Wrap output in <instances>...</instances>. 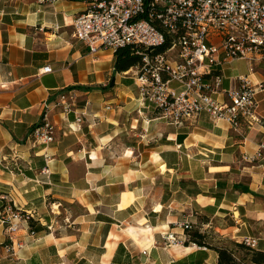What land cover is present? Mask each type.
Segmentation results:
<instances>
[{
    "label": "crops",
    "instance_id": "0c3cea01",
    "mask_svg": "<svg viewBox=\"0 0 264 264\" xmlns=\"http://www.w3.org/2000/svg\"><path fill=\"white\" fill-rule=\"evenodd\" d=\"M93 2L0 0V264H216L213 250L185 245V223L214 244L264 249V161L249 160L264 138V56L217 68L223 90L240 78L256 88L252 126L207 112L175 126L142 99L135 68L117 73L114 51L73 36ZM69 90L86 120L51 112L55 141L34 146L44 103ZM9 206L34 218L9 232Z\"/></svg>",
    "mask_w": 264,
    "mask_h": 264
},
{
    "label": "built area",
    "instance_id": "2783aa9c",
    "mask_svg": "<svg viewBox=\"0 0 264 264\" xmlns=\"http://www.w3.org/2000/svg\"><path fill=\"white\" fill-rule=\"evenodd\" d=\"M73 27V36L86 44L90 53L132 46L142 56V63L134 67L140 95L169 124L180 126L202 112L214 122L227 121L233 129L244 122L252 126L258 120L256 88L248 78H240L239 87L223 90L217 68L230 60L254 62L257 55L264 56V0H94L76 15ZM43 71L52 69L48 66ZM173 82L183 88L180 93L170 88ZM221 93L226 100L215 98ZM77 98L69 90L44 103L41 122L28 138L34 146L55 141L51 112L74 114L79 124L86 120L87 113L77 109ZM249 160L264 161V138ZM33 218V213L23 216L9 206L1 222L9 232H15L16 219ZM182 227L192 229L189 223ZM166 240L178 241L174 235ZM244 242L258 247L256 238Z\"/></svg>",
    "mask_w": 264,
    "mask_h": 264
},
{
    "label": "trees",
    "instance_id": "16d2710c",
    "mask_svg": "<svg viewBox=\"0 0 264 264\" xmlns=\"http://www.w3.org/2000/svg\"><path fill=\"white\" fill-rule=\"evenodd\" d=\"M167 48L168 46L163 47L159 52H163ZM114 54V67L117 73L129 71L142 63V56L135 52L132 46L119 48ZM33 226L34 223L31 222V228ZM186 236L185 245L194 243L213 250L217 254L216 264H264V249L253 248L244 241L227 240L223 244H214L209 239V235L202 233L199 229L186 230Z\"/></svg>",
    "mask_w": 264,
    "mask_h": 264
},
{
    "label": "rangeland",
    "instance_id": "374dc122",
    "mask_svg": "<svg viewBox=\"0 0 264 264\" xmlns=\"http://www.w3.org/2000/svg\"><path fill=\"white\" fill-rule=\"evenodd\" d=\"M227 240H231V239H221V240H217V239H216V240H215V243H220V244L222 243V244H223V243H225Z\"/></svg>",
    "mask_w": 264,
    "mask_h": 264
}]
</instances>
